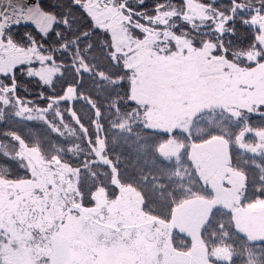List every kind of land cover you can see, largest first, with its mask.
Returning <instances> with one entry per match:
<instances>
[{
  "label": "snow or ice",
  "instance_id": "obj_1",
  "mask_svg": "<svg viewBox=\"0 0 264 264\" xmlns=\"http://www.w3.org/2000/svg\"><path fill=\"white\" fill-rule=\"evenodd\" d=\"M0 264H264V0H0Z\"/></svg>",
  "mask_w": 264,
  "mask_h": 264
},
{
  "label": "trees",
  "instance_id": "obj_2",
  "mask_svg": "<svg viewBox=\"0 0 264 264\" xmlns=\"http://www.w3.org/2000/svg\"><path fill=\"white\" fill-rule=\"evenodd\" d=\"M52 2H54V0H43V3H44L45 5H48V4L52 3ZM27 30L32 31V27H29ZM18 75H20V74L18 73ZM21 78L24 79V80L27 79L26 77H23V76H22ZM34 83H35V81H32V84H34ZM32 84H29V85H27L26 87H27V91L30 92V93H33V96H34L36 89H34V88L32 87ZM21 95H24V92H23V91L21 92ZM30 98H31V97H30ZM77 107H80V106L77 105ZM83 111L86 112L87 110L84 109ZM85 119H87V117H85Z\"/></svg>",
  "mask_w": 264,
  "mask_h": 264
},
{
  "label": "rangeland",
  "instance_id": "obj_3",
  "mask_svg": "<svg viewBox=\"0 0 264 264\" xmlns=\"http://www.w3.org/2000/svg\"><path fill=\"white\" fill-rule=\"evenodd\" d=\"M149 3H151V0H149Z\"/></svg>",
  "mask_w": 264,
  "mask_h": 264
}]
</instances>
